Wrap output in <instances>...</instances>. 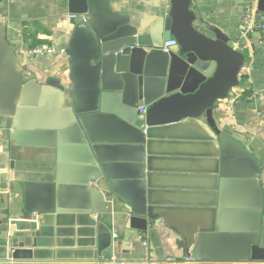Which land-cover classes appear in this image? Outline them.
Masks as SVG:
<instances>
[{"label": "water", "instance_id": "1", "mask_svg": "<svg viewBox=\"0 0 264 264\" xmlns=\"http://www.w3.org/2000/svg\"><path fill=\"white\" fill-rule=\"evenodd\" d=\"M114 2L68 1L79 18L62 52L67 74L44 80H25L0 26V129L17 147L57 146L53 178H24L14 162L3 171L23 197L0 239V264H170L149 199V161L164 134L188 120L205 123L217 144L216 217L194 240L179 241L175 264H264V162L214 113L249 80L247 54L220 29L197 28L192 0H171L145 30ZM249 8L264 26V0ZM172 39L177 49L162 52ZM261 39L264 30L248 37ZM113 198L125 206V234L149 238L147 259L113 258V230L96 218ZM67 216L71 226L60 227Z\"/></svg>", "mask_w": 264, "mask_h": 264}, {"label": "crops", "instance_id": "2", "mask_svg": "<svg viewBox=\"0 0 264 264\" xmlns=\"http://www.w3.org/2000/svg\"><path fill=\"white\" fill-rule=\"evenodd\" d=\"M68 1L0 0V26H6L7 40L15 50L17 66L23 71L25 80H44L49 76L67 74L62 52L76 23L70 18ZM251 1L192 0V10L197 16V28L220 29L230 39L240 43L248 56L245 73L250 78L235 91L238 94L248 91L251 95L235 103L221 101L214 113L222 129L245 137L254 155L264 162V39L244 40L241 34L243 24L250 16ZM114 8L129 15L135 26L145 30L169 12L171 0H115ZM31 44L50 47L54 52L44 56L27 55L26 49ZM146 63L151 69L154 57L147 55ZM189 121L166 132L163 136L165 140L156 145L149 161V199L154 214L157 211L155 216L161 219L157 232L164 255L176 262L183 252L179 241L191 239V234L194 240L216 217L217 144L205 123L201 120ZM49 142L53 140L49 139ZM53 147H17L10 141V132L0 129V239L5 238L6 224L17 215L16 204L23 197L20 191L12 193L11 181L5 183L4 169L14 162L19 168L18 174L24 178H53L57 174V146ZM66 151L65 162L72 164ZM69 184L74 186V183ZM125 213V206L113 198L106 214H98L96 218L116 235L114 259L145 260L153 254L149 238L125 234ZM60 222V227L71 226L69 216L63 217ZM82 232L76 231L75 247L77 241L82 242L78 236Z\"/></svg>", "mask_w": 264, "mask_h": 264}, {"label": "built area", "instance_id": "3", "mask_svg": "<svg viewBox=\"0 0 264 264\" xmlns=\"http://www.w3.org/2000/svg\"><path fill=\"white\" fill-rule=\"evenodd\" d=\"M70 18L72 20H78V16L76 15H70ZM264 30V26L261 25V24H257L255 21H254V18L250 15L249 17H247V19L245 20L244 24H243V29H242V38L245 40V39H248L249 36L251 35H254L256 33H260L261 31ZM178 45H177V42L172 39L168 42H164L163 43V46L161 47V51L164 52V53H169L171 52L173 49L177 48ZM53 50L52 48L50 47H36L34 49H30V48H27L26 49V53L27 55H30V56H44V55H52L53 54ZM241 94H238L236 93V91H234L232 94H231V102L232 103H235L237 101H239L241 99ZM143 112V110H142ZM115 238H116V235H114ZM145 245H148V243H144ZM168 263L170 264H175L176 261L174 259H168L167 260Z\"/></svg>", "mask_w": 264, "mask_h": 264}, {"label": "trees", "instance_id": "4", "mask_svg": "<svg viewBox=\"0 0 264 264\" xmlns=\"http://www.w3.org/2000/svg\"><path fill=\"white\" fill-rule=\"evenodd\" d=\"M38 44H35V45H32L31 44V46H30V49H34V48H36V47H38L37 46ZM244 50V49H243ZM251 95V93H249L248 91H243V93H242V95H241V99L243 98H247L248 96H250Z\"/></svg>", "mask_w": 264, "mask_h": 264}, {"label": "rangeland", "instance_id": "5", "mask_svg": "<svg viewBox=\"0 0 264 264\" xmlns=\"http://www.w3.org/2000/svg\"><path fill=\"white\" fill-rule=\"evenodd\" d=\"M192 121H193V120H192ZM192 121H189V122H192ZM201 227L204 228L203 226H201ZM205 228H206V227H205ZM205 228H204V229H205ZM200 229H201V228H200ZM210 231H211V229H210ZM193 238H194V237H193V235L191 234V239L189 238V240H193Z\"/></svg>", "mask_w": 264, "mask_h": 264}]
</instances>
